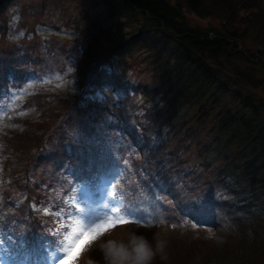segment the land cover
I'll return each instance as SVG.
<instances>
[{"label": "trees", "instance_id": "trees-1", "mask_svg": "<svg viewBox=\"0 0 264 264\" xmlns=\"http://www.w3.org/2000/svg\"><path fill=\"white\" fill-rule=\"evenodd\" d=\"M106 5L115 30L113 33L108 29L103 31L104 37H111L101 49L87 47L86 70L83 58L80 73H77L81 82L89 83L92 90L80 95L65 91L60 83L43 86L25 103L36 114L21 121L22 129L2 138L3 152L7 154V159L1 162L6 171L3 195L7 198L17 195L24 203L27 200L26 209L11 214L16 216L14 222L29 217L39 221L40 228L49 232L43 207L52 203L50 195L45 194L49 188L41 185L46 182L45 175L39 170L62 164V160L70 158V150L74 153L84 142L82 150L98 154L103 148L100 147L102 141H116L115 134L119 133L120 154L128 153L134 160L133 182L148 169H154L167 180L174 208L183 216L199 213L200 204L210 201L208 191L217 185L234 184L238 188L221 195L222 202L231 206L230 212L239 216L235 226L240 241L237 248L232 246L210 260H181L178 264H256L260 259L264 260V230L261 228L264 227V216L258 220L262 223L256 231L244 224L256 219V211L251 213V210L264 211L256 191L261 185L259 172L264 171V107L257 104L244 86L239 87L235 79L233 83L229 80L222 82L228 73L218 64L219 57L225 56L224 46L237 42L236 33L215 35L213 31H205L203 24L184 16L191 13L202 19L215 17L222 22L234 23L239 20L240 13L236 8L241 6L245 13H249L248 26H260V32H264V0H110ZM251 6L253 8H249ZM128 13L130 15L126 16ZM90 26L96 29L95 22L91 21ZM100 35H91L89 42L94 44ZM164 40L174 48L166 51L161 45ZM139 41H147L154 46V51L158 49L155 56L159 59L167 57L168 77L163 75L162 89L157 91L163 96L141 116L136 114L137 108L131 102L134 93L128 86L116 88L122 90L124 107L118 113L109 112L95 101L92 94H98L110 84L108 67L113 59ZM30 43L22 55L41 59L33 47L35 40ZM43 51L47 53L46 49ZM16 54L3 53L4 61L10 62L8 68L18 70L20 75H33L38 61L32 60L34 68H31L28 57L18 59ZM151 93L146 91L144 96ZM217 95L221 97L217 98ZM201 116L205 118L199 119ZM207 119L212 126L205 133L202 125ZM195 145H198V152ZM185 152L188 153L185 155ZM130 178L131 174L125 182ZM186 185L192 187V193L177 194L176 190L183 191L181 187ZM142 186L143 180L138 187ZM240 186L253 188L251 195L240 190ZM181 202L187 204L182 207ZM245 214L252 217L246 216L247 219L243 220ZM166 228L168 233L173 232L170 227ZM151 233H162V230ZM194 236L189 247L199 242ZM96 254V259L101 257L98 250ZM152 264L163 263L152 261Z\"/></svg>", "mask_w": 264, "mask_h": 264}, {"label": "rangeland", "instance_id": "rangeland-1", "mask_svg": "<svg viewBox=\"0 0 264 264\" xmlns=\"http://www.w3.org/2000/svg\"><path fill=\"white\" fill-rule=\"evenodd\" d=\"M0 2L3 4L0 6V11L2 13L0 17V50L3 45H5L6 48L9 46V44L7 45V41L3 42L4 32H6L7 28L10 30L12 37L9 48H14L17 42L25 36L26 32L27 34L29 33V35L30 32L36 34L39 39L35 40L38 43L35 48H38L39 51L42 46L46 47L45 49H47L48 46L55 49H53V54L47 55L43 61L39 69L40 74L44 75L45 72L50 69L49 71L53 73L52 77H50L53 83H60V87L65 89V91L77 93L80 82H78L75 72L76 63L79 59L84 58L86 60V62L84 61V68L86 70V63L88 61V57L82 55L81 51L88 52L85 50V47L101 49L103 45L109 43V37H111V35L104 37L103 31L108 29V32L113 33L115 30L114 21L109 17V11L106 5L107 1L10 0L7 2L6 0H0ZM244 7L246 8V5H244ZM249 8L253 7L251 6ZM236 9L239 10L240 13L238 15L239 20L234 23L223 20L226 22L224 23L221 19L215 17L202 19L198 15L191 13H185L184 16L190 17L203 24L204 26L202 28L205 31H213L215 35H218V33H223L225 35L236 33V36H238L237 42L234 44L229 43L228 46H224L225 56L219 57L220 60L218 64L228 73V75L225 74L226 77H224L222 82H227L228 80L232 82L235 79L239 83V87H241V85L244 86L248 93L253 96L254 100L262 106L258 101L259 99H264V32H260V26L252 28L248 26L249 13H245L241 6ZM129 15V13L126 14V16ZM91 21L96 23V29L90 26ZM54 26H56L58 30L55 29ZM94 34L101 35L98 40L92 44L89 42V38ZM161 45L166 47V51L174 48L173 44H165V40L162 41ZM155 52L156 50L154 51L153 45H150L147 41H139L136 45L131 46L122 54L115 57L112 65L108 67V74L110 77L109 88L105 87L99 90L98 94L97 92L92 94L95 101L108 111L110 110L111 112L118 113L121 108L118 101L120 97L122 98V90L118 89V91H115L112 89L128 86L134 93V96L131 97V102L135 108H137L136 111L138 113L136 114L143 116L148 109L153 107L152 104L163 96L162 92L158 93L157 91L162 89L160 87L163 75L165 74V76L168 77L169 73V69L165 64L167 57L162 56L159 59L155 56ZM47 54H49V51ZM96 67L95 65L94 68ZM212 76L214 75L212 74L211 77ZM45 78L46 81L44 84L47 82V77ZM42 81L43 79H40L29 83L24 91H28L29 93L37 90L42 85ZM144 88L145 91L148 89V92H152L151 95L147 97L143 96L141 93H143ZM89 89H91V87H89ZM24 91L22 92V90H19L18 93L10 98L2 97L1 101L8 105H13L10 108L13 110L24 100ZM246 94L247 93L244 92V95ZM220 97V95H217V98ZM247 97L248 95L245 96V98ZM148 99L151 102H148ZM106 100H108V103L105 102ZM227 103H229V101ZM220 107L216 110H219ZM24 116L31 115L25 112ZM204 118V116H201L199 119ZM202 126H204L205 133L210 130L212 126L210 119H207L206 123ZM102 128L105 129L106 126H102ZM115 136L116 142L118 141L116 144H119L121 142L120 139H118L120 138V134L117 133ZM114 145L115 144L104 146L103 149H100L99 154L95 156L102 159L114 158ZM186 146L189 147L190 144H186ZM197 146L195 145L196 152L199 151ZM187 153L185 152L184 154L186 155ZM124 163L129 164L127 157ZM259 174L258 181L261 182V185L257 187L256 191L263 202L261 206H264V171L259 172ZM204 186L205 184L203 187ZM236 189L238 188L234 184H221L217 185L214 190L208 191L207 194L210 201L201 203L198 211L199 213H203L205 218H199L193 213H186L187 215L185 214V218H183L179 216L180 213L178 212L173 213L174 215H172L171 219H162L161 216H164L163 209L160 206L152 207L151 210H155V212L153 214L149 213L150 216L147 217L146 225L143 224L139 227L124 231H114L112 233H109V231L105 232L104 235L93 243L94 245L91 248L88 246L82 253L80 256V258H82L80 264H107L102 245L108 240L127 243L132 234L143 236L153 246H155L158 240L166 242L165 253L167 259L162 260L160 255H157L153 260L156 263L166 264L167 262V264H178L181 260L193 262L195 259V261H199V258L210 260L221 256L220 254H222L223 250L232 249V246L237 248L236 244L240 242L237 237V232L235 231L236 220L239 216L238 214H232L230 212L231 206L226 203L224 204L221 199L222 194L231 193ZM239 189L249 192L250 195V191L253 190V188H249L248 186H240ZM158 190L157 188L156 191ZM181 190L183 191L178 190V194L181 192L191 194L193 189L191 186L186 185L182 186ZM160 193L161 195L165 193V188L162 184ZM165 195H167V193ZM184 204L187 203L181 202L182 207H184ZM211 206H213V208ZM192 209L191 211H194V208ZM257 209L258 208L251 210V213L256 211V219L244 223L251 231L257 230V226H260L262 223V221L258 220L263 219L264 216V211ZM246 216L248 218L252 217V215L245 214L243 220L244 218L247 219ZM199 222H204V224L199 226ZM151 225L160 227L162 233H151ZM164 225L166 227L168 226V228L170 227L173 232L168 233ZM192 226L193 228L196 227L198 230H194ZM261 228L264 230L263 225ZM176 234L179 236L178 239L173 238L175 236L177 237ZM172 235L173 237L171 238ZM193 235L196 236H194L196 238L194 240L199 242H197L195 246L189 247V243L193 244L194 242L192 238ZM1 246L2 243L0 242V257H3ZM97 250L100 252L101 257L96 259ZM260 260L256 262V264L264 263L263 259ZM5 262V260H0V264H5Z\"/></svg>", "mask_w": 264, "mask_h": 264}, {"label": "snow or ice", "instance_id": "snow-or-ice-1", "mask_svg": "<svg viewBox=\"0 0 264 264\" xmlns=\"http://www.w3.org/2000/svg\"><path fill=\"white\" fill-rule=\"evenodd\" d=\"M111 205L105 216L89 214L74 219L71 225L64 230L62 241L57 243L53 253L49 256L51 264H76V261L86 248L97 241L105 232L117 225L132 222L127 219L130 214L127 206L116 200H109ZM83 212V209L80 210ZM6 257H0L5 260Z\"/></svg>", "mask_w": 264, "mask_h": 264}, {"label": "clouds", "instance_id": "clouds-1", "mask_svg": "<svg viewBox=\"0 0 264 264\" xmlns=\"http://www.w3.org/2000/svg\"><path fill=\"white\" fill-rule=\"evenodd\" d=\"M166 242L158 240L155 246L143 236L132 234L127 243L108 240L102 245L107 264H152L157 255L167 259Z\"/></svg>", "mask_w": 264, "mask_h": 264}, {"label": "water", "instance_id": "water-1", "mask_svg": "<svg viewBox=\"0 0 264 264\" xmlns=\"http://www.w3.org/2000/svg\"><path fill=\"white\" fill-rule=\"evenodd\" d=\"M261 103L264 105V99H263V100H261Z\"/></svg>", "mask_w": 264, "mask_h": 264}]
</instances>
